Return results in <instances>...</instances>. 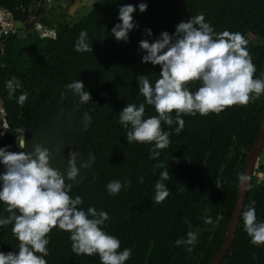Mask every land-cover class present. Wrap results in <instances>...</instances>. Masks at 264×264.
I'll return each instance as SVG.
<instances>
[{
	"label": "trees",
	"instance_id": "16d2710c",
	"mask_svg": "<svg viewBox=\"0 0 264 264\" xmlns=\"http://www.w3.org/2000/svg\"><path fill=\"white\" fill-rule=\"evenodd\" d=\"M35 1L0 0V7L8 10L15 21L26 23ZM139 2L96 0L90 12L75 23L67 21L69 7L58 15L52 9L53 14L44 19L50 29L47 38L31 33L21 38L12 33L2 40L0 99L9 125L4 145L9 151H22L19 142L30 116L53 99L58 85L82 81L91 97L85 105L93 117L91 145L98 157L97 181L94 186L71 188L69 195L82 198L80 208L93 206L107 212L104 230L119 239L118 251L132 250L125 264H211L223 245L235 210L241 183L238 176L244 174L248 153L260 132L264 93L247 105L227 106L218 114H182L184 126L179 134L173 131L175 123H162V129L170 133V142L157 150L160 154L155 159L150 158L152 143H127L125 134L129 129L120 125L117 114L125 104L143 102L136 82L138 75L145 74L150 82L159 76V65L140 62L138 41L147 38L143 30L150 28L153 38L161 31L171 34L178 22L200 12L214 31L240 32L248 41L247 49L256 67L254 78L264 74V44L251 39H264V0H145L147 10L132 14L138 27L129 33L127 43L115 41L110 29L119 22L117 6ZM81 30L87 32L92 52L74 51ZM9 81L15 87L11 98ZM199 86V81L188 82L190 91ZM22 93L26 99L20 105L16 97ZM154 115L155 109L145 105V117ZM170 115L174 116V111ZM158 163L164 168L154 167ZM164 169H168L164 183L169 195L156 203L152 199L155 183ZM256 172L257 181L252 182L243 211L255 202L257 219L264 220V161ZM141 176L143 183L138 181ZM111 180L122 184L128 180L129 184L113 196L105 188ZM4 209L0 203V216L7 217L9 213ZM205 217H211L216 227L205 224ZM11 228V224L0 227V251L17 249L19 242ZM188 232L196 236L191 253L184 250L188 245L174 243L185 239ZM68 236L56 227L47 234V264H100L95 253L74 254ZM222 264H264V245L250 243L242 214Z\"/></svg>",
	"mask_w": 264,
	"mask_h": 264
},
{
	"label": "clouds",
	"instance_id": "9594fccd",
	"mask_svg": "<svg viewBox=\"0 0 264 264\" xmlns=\"http://www.w3.org/2000/svg\"><path fill=\"white\" fill-rule=\"evenodd\" d=\"M117 7L119 22L112 26L110 34L115 41L127 43L129 33L138 27L132 14L144 13L147 3L141 0L136 5L121 3ZM143 35L147 38L138 41L137 49L142 53L140 62L159 65V76L150 82L145 74L138 75L136 82L143 102L125 104L117 115L120 125L129 129L125 134L127 143H152L150 158L158 157L157 150L169 145L170 133L162 129V123L168 126L175 123L173 131L179 134L184 126L182 114H218L227 106L247 105L264 93V74L254 78L256 67L247 49V39L240 32L214 31L203 12L178 22L171 34L161 31L153 38L151 29L145 28ZM73 49L92 52L85 30L80 31ZM190 81L200 82L194 92L188 87ZM8 87L11 98L15 87L11 81ZM66 87L78 95L80 104L90 102V93L84 90L82 81L77 79ZM25 99L26 94L22 93L16 97V102L22 105ZM145 105H151L156 115L145 117ZM173 111L174 116L170 115ZM8 148V145L0 146V203L9 213L7 217L0 216V227L11 224L12 234L19 243L15 251H0V264H47V234L53 227L69 233L74 254L91 256L95 253L100 264H125L132 250L118 251L119 239L104 230L103 225L109 219L107 212L93 206L86 210L80 208L82 198L69 195L71 185H67L65 179L72 181L78 175L77 152L69 151L68 167L61 175L49 166L47 148L36 144L30 153L12 152ZM91 160L89 157L88 161H82L80 167H90ZM154 167L164 168L159 163ZM167 180L168 169H164L155 183L152 199L156 203L169 195L164 183ZM238 180L246 183L248 176L241 174ZM138 181L143 183V177ZM128 184V180L123 184L111 180L105 188L109 195L115 196ZM254 203L242 212L243 229L250 243L260 246L264 245V220L257 219ZM204 223L216 227L211 217H205ZM195 241V234L188 232L185 239L174 243L188 245L184 250L191 253Z\"/></svg>",
	"mask_w": 264,
	"mask_h": 264
},
{
	"label": "water",
	"instance_id": "95a60500",
	"mask_svg": "<svg viewBox=\"0 0 264 264\" xmlns=\"http://www.w3.org/2000/svg\"><path fill=\"white\" fill-rule=\"evenodd\" d=\"M85 4V0H74L69 7V15ZM17 28H22L23 23L17 22ZM28 29L29 26L25 25ZM3 54L0 53V60ZM21 82V81H20ZM22 83V82H21ZM93 117L85 104H80L78 95H75L65 85H58L53 99L43 108L37 110L26 122V126L20 140V147L30 153L36 144L45 147L50 152L49 166L63 175L68 167V153H78L76 167L79 172L75 180L65 179L71 188L79 186H94L97 181L98 157L91 145V129ZM264 148V108L261 115L260 132L253 148L248 153L244 174L248 176L246 183H240L235 210L223 245L211 264H222L224 257L233 244L244 205L247 200L252 178L259 156ZM92 157L90 167L81 168L82 161H88Z\"/></svg>",
	"mask_w": 264,
	"mask_h": 264
},
{
	"label": "built area",
	"instance_id": "2783aa9c",
	"mask_svg": "<svg viewBox=\"0 0 264 264\" xmlns=\"http://www.w3.org/2000/svg\"><path fill=\"white\" fill-rule=\"evenodd\" d=\"M53 1L54 0L35 1L30 7L28 20L26 23H23L22 28H17V21H15L13 15L8 10L0 7V53H3L2 40L12 33H18L21 38H25L29 33L38 35L41 39L47 38L50 35V29L44 24V19L53 8ZM25 25H28L29 28L26 29ZM18 30L20 31L18 32ZM8 128L6 111L0 99V146L4 145Z\"/></svg>",
	"mask_w": 264,
	"mask_h": 264
},
{
	"label": "rangeland",
	"instance_id": "374dc122",
	"mask_svg": "<svg viewBox=\"0 0 264 264\" xmlns=\"http://www.w3.org/2000/svg\"><path fill=\"white\" fill-rule=\"evenodd\" d=\"M96 0H85V4L78 8L74 15H69V17H67V21H69L70 23H75L78 20H80L81 18L85 17L90 10L93 8L94 4H95ZM73 2V0H54L52 5L53 8L55 10V14H61V13H66V10L68 7H70L71 3ZM69 12V10L67 11ZM53 14V11H51L48 15V17H50ZM69 14V13H68ZM251 39L254 40L256 43L258 44H264V39H261L259 37H253L251 36ZM264 150V149H263ZM262 150V153L259 156L258 162L256 164V168L257 166L264 161V151ZM256 168L254 170V174H253V178H252V182H256L257 181V176L256 174H258V172H256Z\"/></svg>",
	"mask_w": 264,
	"mask_h": 264
}]
</instances>
